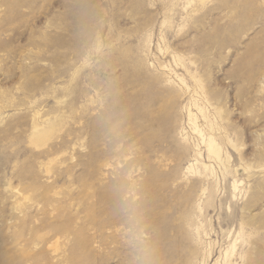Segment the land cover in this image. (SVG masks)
Masks as SVG:
<instances>
[{
	"label": "rangeland",
	"instance_id": "374dc122",
	"mask_svg": "<svg viewBox=\"0 0 264 264\" xmlns=\"http://www.w3.org/2000/svg\"><path fill=\"white\" fill-rule=\"evenodd\" d=\"M0 264H264V0H0Z\"/></svg>",
	"mask_w": 264,
	"mask_h": 264
},
{
	"label": "bare ground",
	"instance_id": "6f19581e",
	"mask_svg": "<svg viewBox=\"0 0 264 264\" xmlns=\"http://www.w3.org/2000/svg\"><path fill=\"white\" fill-rule=\"evenodd\" d=\"M215 153H217L216 149L212 146L211 148Z\"/></svg>",
	"mask_w": 264,
	"mask_h": 264
}]
</instances>
